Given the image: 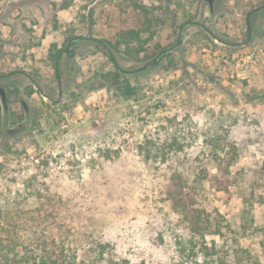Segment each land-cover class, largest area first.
<instances>
[{"label": "rangeland", "instance_id": "obj_1", "mask_svg": "<svg viewBox=\"0 0 264 264\" xmlns=\"http://www.w3.org/2000/svg\"><path fill=\"white\" fill-rule=\"evenodd\" d=\"M66 1L0 0V264L36 236L76 264H264V0ZM148 25L115 53L127 96L83 38Z\"/></svg>", "mask_w": 264, "mask_h": 264}, {"label": "trees", "instance_id": "obj_2", "mask_svg": "<svg viewBox=\"0 0 264 264\" xmlns=\"http://www.w3.org/2000/svg\"><path fill=\"white\" fill-rule=\"evenodd\" d=\"M74 0H67L64 3V8L71 5ZM133 9L137 12L142 11V7L131 3L130 4ZM145 12V11H143ZM145 18L147 23H149V19ZM150 32L149 25L144 29L138 30H126L122 31L118 34L117 40L113 43L107 39H97V38H83V40L91 41L96 44H99V50L103 51L104 55L108 58V60L113 64L114 70L108 71L101 75L103 79L107 82L116 85L118 88L122 89L123 94L127 96H131L133 93V87L130 84V81L124 78V72L121 70L117 63V59L115 53L120 52L121 48H124L125 54L131 57H139L143 52L141 47V43L143 42L142 34ZM153 36V33L150 32V38ZM80 37L75 38L78 40ZM75 41V40H74ZM75 43V42H74ZM73 43V44H74ZM135 45H139V47H135ZM69 46L59 47L57 44L53 43L49 47L48 51V62L51 67L55 80L58 82L61 81L62 70H61V62L64 57V54L71 55L69 51ZM38 89L39 94H43L41 90H39L37 85H33ZM0 100L1 105L4 110L10 111L9 108V99L7 97V93L4 88H0ZM0 105V119H1V109ZM176 144V143H175ZM177 145V144H176ZM140 154L144 155L146 158H164L166 154L174 151H181L182 146H176L174 148H165V147H155L153 144L149 142L146 145H142L139 147ZM197 226V224H196ZM18 247L21 249V253H16L14 258L11 260L10 264H76L75 261H72L67 253L65 246L62 243H58L55 239H49L47 237L36 236L34 239H31L28 243L21 242ZM246 251H243L245 253ZM247 257H237L233 264H246ZM205 264H213V263H205ZM218 264H230L224 260H219Z\"/></svg>", "mask_w": 264, "mask_h": 264}, {"label": "water", "instance_id": "obj_3", "mask_svg": "<svg viewBox=\"0 0 264 264\" xmlns=\"http://www.w3.org/2000/svg\"><path fill=\"white\" fill-rule=\"evenodd\" d=\"M42 96L44 97V94Z\"/></svg>", "mask_w": 264, "mask_h": 264}]
</instances>
